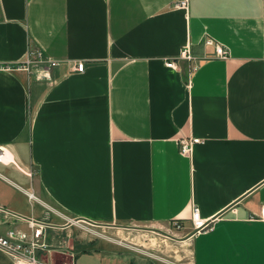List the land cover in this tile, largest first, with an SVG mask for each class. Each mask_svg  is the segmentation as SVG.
Instances as JSON below:
<instances>
[{
	"label": "crops",
	"instance_id": "obj_1",
	"mask_svg": "<svg viewBox=\"0 0 264 264\" xmlns=\"http://www.w3.org/2000/svg\"><path fill=\"white\" fill-rule=\"evenodd\" d=\"M180 1L0 0V234L32 225L53 264H165L78 223L184 226L194 206L212 226L191 264H264V0ZM29 43L47 78L10 67Z\"/></svg>",
	"mask_w": 264,
	"mask_h": 264
},
{
	"label": "built area",
	"instance_id": "obj_2",
	"mask_svg": "<svg viewBox=\"0 0 264 264\" xmlns=\"http://www.w3.org/2000/svg\"><path fill=\"white\" fill-rule=\"evenodd\" d=\"M175 6L186 8V0H181ZM203 44L205 46H210L213 48L214 56L218 58H226L228 51L225 47L215 42L210 37H205L203 39ZM178 59L185 60L188 63L187 72L190 74L197 66L198 58L193 56L190 51V46L188 44L183 45L179 51ZM57 62L50 58L43 56L42 52L33 46L32 44H27L25 54L23 58L16 64L10 65L12 68L22 69L29 73L34 67L39 66L41 69L38 74V78H47L49 76V68L53 67ZM167 67L174 68L175 61L169 60L166 63ZM84 63L82 61L74 62L71 66L73 71L81 72L83 70ZM178 145V152L181 155L188 156L190 154L192 145L201 142L200 138L197 137H183L179 136L176 139ZM4 150L0 147V163H3ZM28 198H32L33 194L31 192H26ZM190 231L186 234L189 235L188 238L194 235L211 229L212 219H204L199 216L196 207L190 208L189 215ZM256 220L264 222V205H261L258 213L255 216ZM73 221L72 219H68ZM77 222L78 220H74ZM174 231H180L182 229L181 223L174 219L169 224ZM32 228L29 235L15 230H7L4 234H0V249L10 258L12 264H53L38 258L35 255L36 250L49 252L47 245L44 243L41 232L39 229ZM63 264H73L70 260L64 262Z\"/></svg>",
	"mask_w": 264,
	"mask_h": 264
},
{
	"label": "rangeland",
	"instance_id": "obj_3",
	"mask_svg": "<svg viewBox=\"0 0 264 264\" xmlns=\"http://www.w3.org/2000/svg\"><path fill=\"white\" fill-rule=\"evenodd\" d=\"M61 218L65 222L69 219L64 215ZM78 224L81 225L80 229L86 237L96 242L111 244L116 248L131 249L165 264H191L190 241H188L190 238L178 241L166 235L182 238L190 231V224L182 226L180 231H174L169 224ZM57 261L63 264L70 260L57 255Z\"/></svg>",
	"mask_w": 264,
	"mask_h": 264
},
{
	"label": "water",
	"instance_id": "obj_4",
	"mask_svg": "<svg viewBox=\"0 0 264 264\" xmlns=\"http://www.w3.org/2000/svg\"><path fill=\"white\" fill-rule=\"evenodd\" d=\"M90 224H92V225H100V224H98V223H93V222H89ZM125 227V226H124ZM126 227H132V226H126ZM168 237H170V238H172V239H176V240H178V241H181V240H185L186 238H188V236L189 235H186V236H184V237H182V238H175V237H173V236H171V235H168V234H166Z\"/></svg>",
	"mask_w": 264,
	"mask_h": 264
},
{
	"label": "bare ground",
	"instance_id": "obj_5",
	"mask_svg": "<svg viewBox=\"0 0 264 264\" xmlns=\"http://www.w3.org/2000/svg\"><path fill=\"white\" fill-rule=\"evenodd\" d=\"M3 159H4V157H3Z\"/></svg>",
	"mask_w": 264,
	"mask_h": 264
}]
</instances>
